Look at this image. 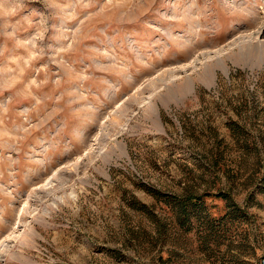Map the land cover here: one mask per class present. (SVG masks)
Segmentation results:
<instances>
[{
	"label": "rangeland",
	"instance_id": "obj_1",
	"mask_svg": "<svg viewBox=\"0 0 264 264\" xmlns=\"http://www.w3.org/2000/svg\"><path fill=\"white\" fill-rule=\"evenodd\" d=\"M263 257L264 0H0V264Z\"/></svg>",
	"mask_w": 264,
	"mask_h": 264
},
{
	"label": "trees",
	"instance_id": "obj_2",
	"mask_svg": "<svg viewBox=\"0 0 264 264\" xmlns=\"http://www.w3.org/2000/svg\"><path fill=\"white\" fill-rule=\"evenodd\" d=\"M153 195H158L157 192L151 191ZM215 196H218L220 198H223L228 205H232L231 207L232 211L237 210V206L232 202L228 196L224 192H218L215 194ZM200 195H194L189 191H186L184 193L180 194H172V195H165L161 198L162 202L169 204L173 208L174 217L179 226H185L187 220L189 219L190 212L192 208L199 207L201 204ZM230 200V201H229ZM137 207L143 208L142 204H138ZM192 207V208H190ZM194 214V212H192ZM185 228H188V225L185 226Z\"/></svg>",
	"mask_w": 264,
	"mask_h": 264
},
{
	"label": "built area",
	"instance_id": "obj_3",
	"mask_svg": "<svg viewBox=\"0 0 264 264\" xmlns=\"http://www.w3.org/2000/svg\"><path fill=\"white\" fill-rule=\"evenodd\" d=\"M259 264H264V257L260 259Z\"/></svg>",
	"mask_w": 264,
	"mask_h": 264
}]
</instances>
